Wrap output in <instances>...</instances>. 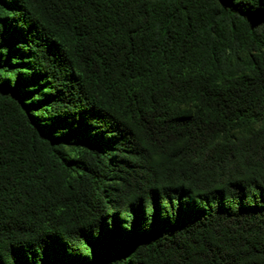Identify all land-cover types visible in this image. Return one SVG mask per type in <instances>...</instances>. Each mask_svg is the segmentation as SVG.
I'll list each match as a JSON object with an SVG mask.
<instances>
[{
    "label": "trees",
    "instance_id": "trees-1",
    "mask_svg": "<svg viewBox=\"0 0 264 264\" xmlns=\"http://www.w3.org/2000/svg\"><path fill=\"white\" fill-rule=\"evenodd\" d=\"M0 264H264V0H0Z\"/></svg>",
    "mask_w": 264,
    "mask_h": 264
},
{
    "label": "rangeland",
    "instance_id": "rangeland-1",
    "mask_svg": "<svg viewBox=\"0 0 264 264\" xmlns=\"http://www.w3.org/2000/svg\"><path fill=\"white\" fill-rule=\"evenodd\" d=\"M254 53L255 51L252 50L250 51L246 49L233 47L232 49L223 52L221 59L222 65L223 67H225V69L231 72L244 71L248 67V61ZM200 64L201 62L198 63V65ZM183 107L191 108L192 105L186 104ZM258 125H260V123L247 124V125L243 124L231 130L229 134L231 137L247 134L251 129L255 128ZM63 152L69 154L71 157L74 155V151H72L70 147H65L63 149Z\"/></svg>",
    "mask_w": 264,
    "mask_h": 264
}]
</instances>
